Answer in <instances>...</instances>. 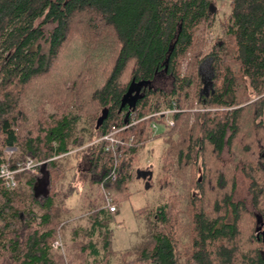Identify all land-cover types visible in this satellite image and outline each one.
<instances>
[{
    "label": "trees",
    "instance_id": "16d2710c",
    "mask_svg": "<svg viewBox=\"0 0 264 264\" xmlns=\"http://www.w3.org/2000/svg\"><path fill=\"white\" fill-rule=\"evenodd\" d=\"M216 10V0H0V164L13 166L28 156L45 161L39 168L44 182L21 172L29 176V198L18 187L5 189L0 179V264H264V95L254 99L264 93V0L230 2L226 39L205 55L212 57L213 68L206 93L198 72L205 58L197 51L198 31ZM165 78L172 80L169 91L160 86ZM131 94L133 104L126 101ZM194 101L216 110H193L194 123L181 126L189 122L186 108ZM48 103L58 111L43 115ZM173 106L185 110L172 115L174 125L165 115H154L118 134L134 138L123 147V168L113 180L118 155L106 150V140H96L113 125ZM104 108L108 116L96 128ZM154 122L164 126L155 135ZM151 139L168 145L161 156L163 177L173 174L175 159L201 171L187 205L189 242L180 247L184 227L179 215H169L166 203L147 210L155 229L152 243L115 252L112 214L103 194L102 207L92 211V225L83 232L87 238H74L66 247L63 241L64 250H55L51 240L62 238L66 215L61 214L70 209L64 201L56 203L69 191L53 190L65 175L52 158L71 150L87 157L90 186L99 184L117 204L125 197L138 153ZM15 146L18 155L10 161L5 149ZM223 165L248 177L255 211L233 199L235 187L228 189ZM211 168L220 171L215 185ZM215 187L220 196L212 200ZM250 215L247 243L257 245L245 249L239 242L241 225ZM97 232L101 245L94 241ZM118 254L120 263L113 260Z\"/></svg>",
    "mask_w": 264,
    "mask_h": 264
},
{
    "label": "rangeland",
    "instance_id": "374dc122",
    "mask_svg": "<svg viewBox=\"0 0 264 264\" xmlns=\"http://www.w3.org/2000/svg\"><path fill=\"white\" fill-rule=\"evenodd\" d=\"M232 0H216L217 10L215 11V16L212 21L204 23L201 25L198 35V41L202 43L197 47V51L200 52L201 57H205L199 67L198 72L202 78L203 84H207V89H209L213 68H212V57L205 56L208 52L211 51L214 44L218 41L226 39L225 34V21L230 13V2ZM51 27V26H50ZM63 59V57H62ZM61 61V60H59ZM58 61V62H59ZM187 61L183 62V69H185ZM165 83H160V86L169 91L172 88V80L165 78ZM34 88V87H33ZM36 88V87H35ZM31 89L28 90V94H31ZM137 92V91H136ZM205 92V91H204ZM135 94V92L133 93ZM264 93L256 95L254 99H257L263 96ZM133 97V96H132ZM250 101H253L250 100ZM248 101V102H250ZM247 103V102H246ZM245 103H243L244 105ZM195 101L193 107H187L186 112L190 113L189 122L183 121L181 126L190 127L194 123L195 115L193 109L195 108ZM46 111L43 115H48L58 111V108L55 107L54 103H48L46 106ZM228 108H221L220 110L226 111ZM213 109L211 111H215ZM185 111V110H184ZM215 114V113H213ZM98 115H101V111ZM264 120V115H263ZM164 130L162 124L159 125L157 132L160 133ZM156 133H153L155 135ZM179 133L175 135V138H179ZM167 143L165 140L160 139H151L147 144L145 150L138 153V157L135 164V169L132 171L128 182H126L127 188L125 190V197L121 202H118V210L116 213L112 214V219L110 221V239L112 241V248L115 252L120 253L125 250H134L141 249L146 247L148 244L152 243L155 240V229L153 228V222L147 216V210H155L159 205L169 203L167 211L169 215H179L180 221L182 222V227L184 231L181 232L180 236V247L186 245L189 240V215L190 210L187 209L189 203V196L194 186V178H198L201 175L198 167H192L189 163L187 166L179 165L177 159L174 160L173 174H170L168 177H163L162 169V155L164 150L167 148ZM66 155L55 156L52 159H55L59 166V170H62V173L65 175L62 180H57L55 188L58 192L69 191V196L63 199L62 196H59L56 203L60 204L62 201L65 202L69 212L62 213L64 216V223L62 225V238L60 239L63 247L59 248L58 251L64 250L66 247V242L71 241L72 239L85 240L87 238L84 230L89 229L92 225V216L94 213L102 207V198L103 191L99 184H94L92 187L89 183V159L84 155H75L74 151ZM18 155V147H8L5 149L6 159L12 160V157ZM227 156V153H224ZM17 160V159H16ZM37 161H43L36 159ZM15 161V160H14ZM152 164V165H151ZM153 167L154 173L152 176L151 184L147 183V180L137 178L136 170L138 168L147 169L146 167ZM220 169V165H218ZM225 172V178L228 183V189L235 187L233 194V199L235 201H243L247 209L250 211H255L251 201V194L249 192V179L242 171L237 167L235 170L231 166L227 167L222 166ZM217 168H211L209 176L212 179V183L216 184V178L218 175ZM218 171V172H217ZM40 172L38 175L40 177L39 182H44L45 178ZM61 173V172H60ZM59 175V174H58ZM19 182L17 192L24 195L26 198L30 197V186L27 181L29 176L19 174ZM201 178V177H200ZM45 187V186H44ZM73 187V188H72ZM72 191V192H71ZM216 187L213 190L211 195L212 200L215 199V196H220V193L217 191ZM212 192V191H211ZM171 206V207H170ZM34 208V207H33ZM16 209L22 211L24 209L23 204H16ZM38 215L41 211L38 208H34ZM95 212H92V211ZM174 218V216H172ZM250 222L244 220L241 232V237L239 239L240 244L242 243L243 247L248 244L247 241L250 239L248 234L253 231V216H249ZM75 228L79 231L75 234ZM52 239L51 243L53 242ZM65 243V247L63 244ZM94 241L98 245L103 243V236L100 233H96L94 236ZM245 242V243H244ZM246 247L245 249H247ZM55 249V248H54ZM249 249V248H248ZM57 250V249H55ZM123 257V256H122ZM114 261L120 263L123 259L120 258V255L113 257Z\"/></svg>",
    "mask_w": 264,
    "mask_h": 264
},
{
    "label": "built area",
    "instance_id": "2783aa9c",
    "mask_svg": "<svg viewBox=\"0 0 264 264\" xmlns=\"http://www.w3.org/2000/svg\"><path fill=\"white\" fill-rule=\"evenodd\" d=\"M193 110H200V111H206V110H213V108H207V107H202L196 105ZM184 111V109H179L176 106H173L171 109L163 110V111H157L155 113H152L146 117H143L139 120H133L130 123H126L123 126H117L113 125L111 130L107 132L105 135L97 139L96 141L100 140H106L107 141V147L106 150H111L113 151L117 156V160L115 163V167L111 172V178L116 179L117 175L122 171L123 164L125 161L126 155L123 153V147L130 144L133 140V136L129 137L128 140L123 139L118 137V134L122 132L125 128L129 127L132 124L137 123L140 120H143L147 117L154 116V115H165L166 116V121L168 125H174V119L172 115L176 112H181ZM159 125L154 122L152 123V130L154 133L157 132ZM73 151H70L68 153H71ZM68 153L62 154L66 155ZM45 161H37L36 159H33L31 157H28V161L25 166L22 165L21 162L16 161V165L14 167H3L0 171V179L2 180V186L7 189V190H15L18 187V179L17 176L20 172L27 170L30 171L32 174L38 175L39 168L40 166L44 163ZM103 194H104V201H105V206L108 209V211L111 214H114L118 210V205L115 203L114 198L112 197L111 193L105 189H103ZM52 245L55 249L62 248L63 245L60 241V239H55L52 242Z\"/></svg>",
    "mask_w": 264,
    "mask_h": 264
},
{
    "label": "water",
    "instance_id": "95a60500",
    "mask_svg": "<svg viewBox=\"0 0 264 264\" xmlns=\"http://www.w3.org/2000/svg\"><path fill=\"white\" fill-rule=\"evenodd\" d=\"M210 85L212 86L211 81H210ZM211 86L209 87V89L211 88ZM209 89H207V84L205 83L204 87H203V91H205L207 93L209 91ZM132 96H133L132 94L128 95V97H127L128 99H126V101L129 102L130 104H133V102L135 100V96H133V97ZM107 116H108V108H104L102 110L101 115L98 117V119L96 121V128H99L103 124V122ZM136 176H137V178H141V179L149 181L152 179L153 172L150 169H140L139 168L136 170ZM261 235L264 238V230L261 231ZM258 236H259V233H258Z\"/></svg>",
    "mask_w": 264,
    "mask_h": 264
},
{
    "label": "bare ground",
    "instance_id": "6f19581e",
    "mask_svg": "<svg viewBox=\"0 0 264 264\" xmlns=\"http://www.w3.org/2000/svg\"><path fill=\"white\" fill-rule=\"evenodd\" d=\"M28 157H29V156H28ZM28 157L25 158V159H23V160H20V159L15 160V161L13 162V166H10L9 163L3 162V163L0 164V171H1V169H2L3 167H7V166H9V167H14V166L16 165V161L21 162L22 165L25 166L26 163H27V161H28ZM31 158H32V157H31ZM33 159H34V158H33ZM24 171H27V170H24ZM24 171H22V172H24ZM41 172H42V170H41ZM20 173H21V172H20ZM117 176H118V175H117ZM113 180H115V179H113ZM1 182H2V180H1ZM1 184H2V183H1Z\"/></svg>",
    "mask_w": 264,
    "mask_h": 264
}]
</instances>
